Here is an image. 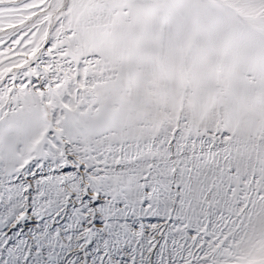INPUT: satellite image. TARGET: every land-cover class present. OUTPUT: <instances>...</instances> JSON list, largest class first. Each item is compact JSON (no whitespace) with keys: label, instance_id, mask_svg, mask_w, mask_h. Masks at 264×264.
<instances>
[{"label":"snow or ice","instance_id":"6c2138e0","mask_svg":"<svg viewBox=\"0 0 264 264\" xmlns=\"http://www.w3.org/2000/svg\"><path fill=\"white\" fill-rule=\"evenodd\" d=\"M0 264H264V0H0Z\"/></svg>","mask_w":264,"mask_h":264}]
</instances>
